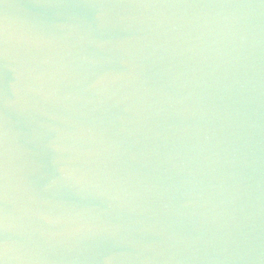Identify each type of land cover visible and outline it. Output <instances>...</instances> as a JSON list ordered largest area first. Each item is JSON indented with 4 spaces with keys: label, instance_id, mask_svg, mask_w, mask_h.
Segmentation results:
<instances>
[{
    "label": "water",
    "instance_id": "water-1",
    "mask_svg": "<svg viewBox=\"0 0 264 264\" xmlns=\"http://www.w3.org/2000/svg\"><path fill=\"white\" fill-rule=\"evenodd\" d=\"M2 264H264V0H0Z\"/></svg>",
    "mask_w": 264,
    "mask_h": 264
},
{
    "label": "snow or ice",
    "instance_id": "snow-or-ice-1",
    "mask_svg": "<svg viewBox=\"0 0 264 264\" xmlns=\"http://www.w3.org/2000/svg\"><path fill=\"white\" fill-rule=\"evenodd\" d=\"M0 179H2V176H0ZM0 187H2V186H0ZM0 264H2V262H0Z\"/></svg>",
    "mask_w": 264,
    "mask_h": 264
}]
</instances>
